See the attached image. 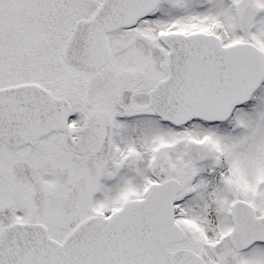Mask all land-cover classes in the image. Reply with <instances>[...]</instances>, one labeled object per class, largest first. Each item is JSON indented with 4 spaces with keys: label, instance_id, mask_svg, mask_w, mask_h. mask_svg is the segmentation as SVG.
<instances>
[{
    "label": "snow or ice",
    "instance_id": "1",
    "mask_svg": "<svg viewBox=\"0 0 264 264\" xmlns=\"http://www.w3.org/2000/svg\"><path fill=\"white\" fill-rule=\"evenodd\" d=\"M0 264H264V0H0Z\"/></svg>",
    "mask_w": 264,
    "mask_h": 264
}]
</instances>
